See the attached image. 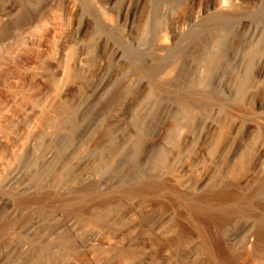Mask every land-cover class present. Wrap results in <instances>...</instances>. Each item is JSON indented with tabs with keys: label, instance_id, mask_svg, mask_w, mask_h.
Wrapping results in <instances>:
<instances>
[{
	"label": "rangeland",
	"instance_id": "obj_1",
	"mask_svg": "<svg viewBox=\"0 0 264 264\" xmlns=\"http://www.w3.org/2000/svg\"><path fill=\"white\" fill-rule=\"evenodd\" d=\"M222 2L0 0V264H264V0ZM156 8L189 118L127 51Z\"/></svg>",
	"mask_w": 264,
	"mask_h": 264
},
{
	"label": "bare ground",
	"instance_id": "obj_2",
	"mask_svg": "<svg viewBox=\"0 0 264 264\" xmlns=\"http://www.w3.org/2000/svg\"><path fill=\"white\" fill-rule=\"evenodd\" d=\"M164 1H166V0H164ZM140 2V1H139ZM158 2H161V0H153V5H155L154 7H159L160 6V3L158 4ZM232 2H235V0H223V2L221 3V9H223V10H225V9H228L229 11L230 10H232L233 11V6L235 5L234 3H232ZM238 2V1H237ZM237 2H235V3H237ZM152 3V2H151ZM237 4H240V3H237ZM152 6V5H151ZM232 6V7H231ZM157 7V8H158ZM230 7H231V9H230ZM157 8L156 9H154V11L152 12V15H151V17H150V21H149V23H148V25H147V28H146V32H145V40H144V42H143V44L142 45H140V46H138V48L137 49H130L129 50V48H127L128 50V52H135L133 55H135L137 52H154V53H156V54H158V55H160V56H158V58H156V57H154V54L152 55V57H149L148 56V58H147V60H146V63L147 64H145V67H143L142 69L144 70H142L143 72H145L146 74H148V75H150L153 79H152V81L153 80H155V82L153 81H151L152 83H154V89H153V93H152V95H153V97H151V98H153V105L151 106L152 108H151V111L153 112V111H156L157 109H159L160 107H163V109L166 111V112H168V111H170V110H172V108L173 107H178L181 111H182V113H183V115H184V117L185 118H189V85H187V79L189 80V78H188V71H189V66L188 65H186L185 64V62L184 61H179V59H181L182 57V59H184V56H185V54H186V52H187V50H189V41H187L185 38H182L183 39V41H184V39L187 41V45H186V43H184L183 45H184V48H183V45H182V43L180 44V43H178V41L177 42H175V44H173L172 46H171V44H169V43H166V38L164 39V38H162L161 36H160V30H159V27L157 26L158 25V15H157V13H156V10H157ZM238 8H240V7H238ZM220 9V8H219ZM234 10H235V7H234ZM219 11V10H218ZM235 11H238L237 10V8H236V10ZM235 11H233V13H235L236 14V12ZM220 12V11H219ZM224 13H227V12H223V14ZM230 13H232V12H230ZM229 13V14H230ZM230 14V16L232 15L233 17H234V19H235V16H234V14ZM220 13H218L217 14V16H220V15H222V14H220ZM229 14L228 15H225V16H229ZM223 15V18H226L225 16ZM229 16V17H230ZM231 16V17H232ZM237 17V16H236ZM220 18V17H219ZM222 18V19H223ZM217 19V18H216ZM215 19V20H216ZM230 18H228V20H226V19H223V20H225V21H231V19L229 20ZM233 19V18H232ZM233 19V20H234ZM214 19H213V21H215ZM218 21V20H217ZM216 21V22H217ZM219 21H221V20H219ZM225 21H222V22H224L225 23ZM217 24V23H216ZM218 25V24H217ZM213 27H215V26H213ZM217 27V26H216ZM203 28V27H202ZM197 29H200L201 30V33L202 32H204V31H202V30H204V28L203 29H201L200 27L199 28H197ZM221 29V28H220ZM205 30H206V28H205ZM186 32H187V30H186ZM189 32V31H188ZM200 32V31H199ZM221 32H222V30H221ZM197 33V32H196ZM192 34H193V31H192ZM224 34V33H223ZM194 35V34H193ZM192 35V37L194 38H196V36L198 37V35L196 34L195 36H193ZM188 37H189V35H188ZM188 37H187V39H188ZM192 37H191V39H192ZM200 37V36H199ZM195 38L193 39V40H191V41H193L194 42V40H195ZM182 39H180V41H182ZM190 39V38H189ZM188 39V40H189ZM179 41V42H180ZM198 42V41H197ZM196 42V43H197ZM195 43V42H194ZM196 43H195V45H196ZM217 43V42H216ZM224 43V42H223ZM207 45V44H206ZM217 48H218V46H217ZM217 50V49H216ZM207 51V50H206ZM205 51V53H207ZM125 52H126V50H125ZM182 52V53H181ZM184 52H185V54H184ZM208 52H210V51H208ZM188 53V52H187ZM214 53V52H213ZM138 54V53H137ZM137 54H136V56H137ZM184 55V56H181V55ZM139 55V54H138ZM188 55V54H187ZM203 55H204V53H203ZM215 55V54H214ZM135 56V57H136ZM143 56V55H142ZM181 56V57H180ZM216 56V55H215ZM145 57V56H144ZM198 57V56H197ZM214 58V57H213ZM130 59H132V58H130ZM139 59H141V58H139ZM142 59H143V57H142ZM141 59V60H142ZM201 60V59H200ZM204 60H206V59H202L201 61H203L204 62ZM142 61H145V60H142ZM207 61V60H206ZM205 61V62H206ZM209 61V60H208ZM215 61V63H216V61H218L217 60V58L214 60ZM214 61H212V62H214ZM132 62H133V59H132ZM136 62H137V60H136ZM139 62H140V60H139ZM197 62H200V61H197ZM141 63V62H140ZM202 63V62H201ZM215 63H213V64H215ZM209 64V63H208ZM212 64V65H213ZM135 66H137L136 64H134ZM133 65V66H134ZM140 65H142V64H140ZM134 66V67H135ZM144 66V65H143ZM133 67V68H134ZM139 67V66H138ZM137 67V68H138ZM193 68V67H192ZM136 69V68H135ZM213 69H214V66H213ZM138 71H139V69H138ZM194 72V71H193ZM212 72V71H211ZM143 74V73H142ZM146 74H144V75H146ZM145 77H147V76H145ZM151 79V78H150ZM209 79V78H208ZM207 80V79H206ZM207 82H209V81H207ZM207 82H205V83H207ZM204 83V82H203ZM189 84V83H188ZM209 84L210 83H208L207 85L209 86ZM202 85H204V84H202L201 83V85L200 86H202ZM206 85V84H205ZM153 86V85H152ZM199 85H195L193 88H196V87H200ZM208 86H207V88H208ZM203 87V86H202ZM210 87V86H209ZM205 88V87H204ZM206 88V89H207ZM205 89V90H206ZM119 93V92H118ZM118 93L116 94V96L118 95ZM117 97H120V96H117ZM148 111V110H147ZM173 112V111H172ZM161 114V113H160ZM54 151V150H53ZM53 151H48L47 152V154H46V157H45V159H51L52 157H53V155H54V153H53ZM45 156V155H44ZM88 176V175H87ZM89 178V177H88ZM197 201V200H196ZM196 201H192V202H196ZM201 202V201H200ZM191 203V202H190ZM197 203V202H196ZM194 203H192V210H193V212H197V211H199L201 208L203 209L204 207H202V206H198L197 204H194ZM199 204H201V203H199ZM204 204V203H203ZM202 205V204H201ZM205 205V204H204ZM201 207V208H200ZM205 207H206V205H205ZM206 209H207V207H206ZM191 210V209H190ZM191 210V211H192ZM206 211V210H205ZM192 213V212H191ZM198 213V212H197ZM201 214V213H200Z\"/></svg>",
	"mask_w": 264,
	"mask_h": 264
}]
</instances>
